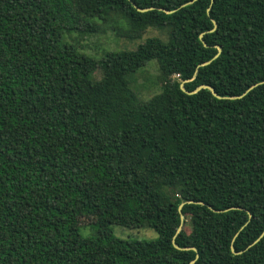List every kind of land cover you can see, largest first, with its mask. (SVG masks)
<instances>
[{
  "label": "trees",
  "instance_id": "trees-1",
  "mask_svg": "<svg viewBox=\"0 0 264 264\" xmlns=\"http://www.w3.org/2000/svg\"><path fill=\"white\" fill-rule=\"evenodd\" d=\"M0 264H264V0H0Z\"/></svg>",
  "mask_w": 264,
  "mask_h": 264
},
{
  "label": "rangeland",
  "instance_id": "rangeland-1",
  "mask_svg": "<svg viewBox=\"0 0 264 264\" xmlns=\"http://www.w3.org/2000/svg\"><path fill=\"white\" fill-rule=\"evenodd\" d=\"M152 36H160L165 38L166 35L157 28L150 27L142 34L140 38H128L125 36H117L112 31L100 32L98 34L81 36L80 34H68L66 37L69 41L79 43L84 52L92 56H100L103 51H114L122 49H135L139 44L143 43L146 38ZM159 64L157 60H151L146 66L140 68L131 76V86L134 92L142 100L149 99L161 89V81L159 75ZM100 73L94 74V78L100 77ZM82 224L86 225L80 228V233L84 237H90L98 232L95 226L87 225L89 218L82 219ZM186 231L190 232L193 224L190 220L184 225ZM114 236L125 240H156L159 234L151 228L130 229L119 225L111 226Z\"/></svg>",
  "mask_w": 264,
  "mask_h": 264
},
{
  "label": "water",
  "instance_id": "water-1",
  "mask_svg": "<svg viewBox=\"0 0 264 264\" xmlns=\"http://www.w3.org/2000/svg\"><path fill=\"white\" fill-rule=\"evenodd\" d=\"M138 10L139 11H147V10H149V8H144V9H141V8H138ZM169 13L170 12H172V11H168ZM214 25H215V27H216V25H217V23L214 21ZM214 29H212V31H213ZM218 49H219V52H218V54L216 55V57L219 55V53L221 52V47L219 46L218 47ZM209 63V61L208 62H205L204 64H208ZM255 85H253L251 88H253ZM181 88H182V90L183 91H185V92H187L188 94H193V93H195L196 91H198V90H200L201 88H207V89H209V90H211L212 91V93H213V95L214 96H216V97H218V98H222L215 90H214V88L212 87V86H210V85H208V84H202V85H200V86H198L195 90H193V91H187L185 88H184V85H183V83H181ZM239 97H241V96H239ZM183 206H184V203H181L180 205H179V212H182V208H183ZM181 219H182V221L184 220V215H182L181 214ZM181 228H182V224L180 225V227H179V229H178V231L179 230H181ZM173 244H174V246L176 247V248H178V249H180L181 247H179V245L175 242V241H173ZM194 250H196V248H193ZM232 250L234 251V247H232ZM235 252V251H234ZM194 261H192L191 263H193Z\"/></svg>",
  "mask_w": 264,
  "mask_h": 264
}]
</instances>
